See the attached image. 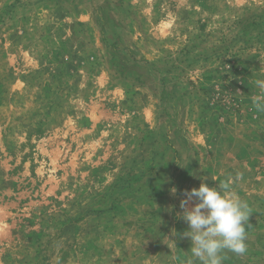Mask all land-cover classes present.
Returning <instances> with one entry per match:
<instances>
[{
    "label": "rangeland",
    "instance_id": "rangeland-1",
    "mask_svg": "<svg viewBox=\"0 0 264 264\" xmlns=\"http://www.w3.org/2000/svg\"><path fill=\"white\" fill-rule=\"evenodd\" d=\"M257 79L264 0H0V264H186L202 177L264 264Z\"/></svg>",
    "mask_w": 264,
    "mask_h": 264
},
{
    "label": "clouds",
    "instance_id": "clouds-1",
    "mask_svg": "<svg viewBox=\"0 0 264 264\" xmlns=\"http://www.w3.org/2000/svg\"><path fill=\"white\" fill-rule=\"evenodd\" d=\"M255 84L258 94L252 97L253 106L264 111V79H257ZM205 180L201 178L198 189L185 190V199L180 203L182 215L178 218L189 229L180 236L191 241L186 264H223L226 252L243 255L247 251L245 225L251 214L248 203L231 190L228 182L210 187ZM176 191L171 189L173 194Z\"/></svg>",
    "mask_w": 264,
    "mask_h": 264
}]
</instances>
